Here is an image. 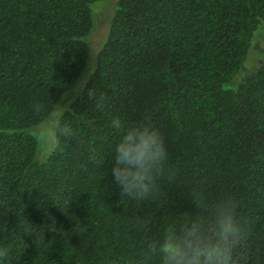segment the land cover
I'll return each instance as SVG.
<instances>
[{
    "label": "trees",
    "instance_id": "trees-1",
    "mask_svg": "<svg viewBox=\"0 0 264 264\" xmlns=\"http://www.w3.org/2000/svg\"><path fill=\"white\" fill-rule=\"evenodd\" d=\"M95 1L0 0V264H145L137 222L155 234L195 211L187 191L197 183L235 197L240 264H264V62L225 87L248 59L264 0H119L95 70L61 115L87 144L56 136L40 161L27 130L88 68ZM115 116L150 117L165 136L153 202H128L111 184Z\"/></svg>",
    "mask_w": 264,
    "mask_h": 264
},
{
    "label": "clouds",
    "instance_id": "clouds-1",
    "mask_svg": "<svg viewBox=\"0 0 264 264\" xmlns=\"http://www.w3.org/2000/svg\"><path fill=\"white\" fill-rule=\"evenodd\" d=\"M105 100L96 98L97 107ZM64 107L65 111L68 106ZM34 114L42 112L39 103L31 106ZM55 132L73 141L78 147L87 144L86 133L79 132L62 116L57 115ZM109 128L115 136L110 161L111 184L121 198L137 205L155 201L159 179L168 159L164 134L150 117L127 122L120 116L111 119ZM94 158V157H93ZM187 198L195 211L173 218L168 225L152 234L150 221L137 222L145 240L144 262L151 264H240L237 255L243 238V224L238 215V202L231 194L212 197L200 183L192 185ZM9 250L0 245V261H6Z\"/></svg>",
    "mask_w": 264,
    "mask_h": 264
},
{
    "label": "rangeland",
    "instance_id": "rangeland-1",
    "mask_svg": "<svg viewBox=\"0 0 264 264\" xmlns=\"http://www.w3.org/2000/svg\"><path fill=\"white\" fill-rule=\"evenodd\" d=\"M118 1L119 0H96L92 3L94 26L91 33L84 37L91 48L88 68L84 72L77 88L64 96L63 100L58 104L53 114L41 124L27 130L39 140L37 156L40 161H45L55 148L56 132L55 121L53 118L57 115L61 116L65 112V109L62 106H70V104L83 90V87L89 79L91 73L95 70L99 51L103 48L108 39L111 22L117 9ZM263 62L264 23L255 34L253 47L250 50L248 59L246 60L242 70L234 78V80L226 83L225 87L237 89L245 75L254 71Z\"/></svg>",
    "mask_w": 264,
    "mask_h": 264
}]
</instances>
